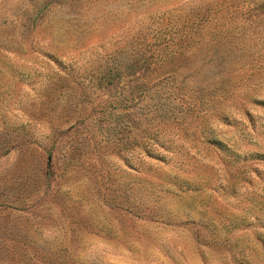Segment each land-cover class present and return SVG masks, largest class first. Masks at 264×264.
I'll return each mask as SVG.
<instances>
[{"label":"rangeland","instance_id":"374dc122","mask_svg":"<svg viewBox=\"0 0 264 264\" xmlns=\"http://www.w3.org/2000/svg\"><path fill=\"white\" fill-rule=\"evenodd\" d=\"M0 264H264V0H0Z\"/></svg>","mask_w":264,"mask_h":264},{"label":"trees","instance_id":"16d2710c","mask_svg":"<svg viewBox=\"0 0 264 264\" xmlns=\"http://www.w3.org/2000/svg\"><path fill=\"white\" fill-rule=\"evenodd\" d=\"M247 13H248V15L251 14L252 15L251 18H253V19H255L258 16L257 12H255L253 9H249L247 11ZM205 19L206 18H199L197 21L204 22ZM253 19H250V20H253ZM192 21H195V18L192 19V20H190V21H186V22L193 23ZM195 23H196V21H195ZM182 36H185V35H182ZM179 39H182V38L179 37ZM170 43H171V39L164 40L163 41V44L161 46V49H163V47L164 48H167ZM154 46L156 47V46H158V44L156 43ZM141 53H142V51L139 52L138 55L134 58L135 61L133 60V61L127 62L128 67H134V66H137L138 65V67L143 66L144 68L147 67L149 69L153 64L157 63L159 56L157 57V59H155L153 57V52H151L150 54L145 55V56H143ZM210 59L211 58H209V60H207V61H210ZM111 67L112 68H116V67H118V64L117 63L112 64ZM107 73H109V72H107ZM169 75H171V74H169ZM166 80H170L167 75H165L164 78H163V80H161L160 82H166Z\"/></svg>","mask_w":264,"mask_h":264}]
</instances>
